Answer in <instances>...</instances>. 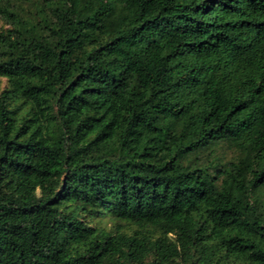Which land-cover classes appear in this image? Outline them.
<instances>
[{
    "label": "trees",
    "instance_id": "16d2710c",
    "mask_svg": "<svg viewBox=\"0 0 264 264\" xmlns=\"http://www.w3.org/2000/svg\"><path fill=\"white\" fill-rule=\"evenodd\" d=\"M0 264H264V0H0Z\"/></svg>",
    "mask_w": 264,
    "mask_h": 264
}]
</instances>
